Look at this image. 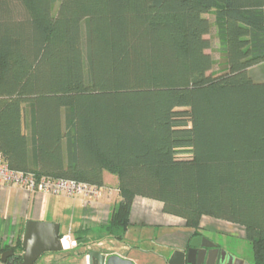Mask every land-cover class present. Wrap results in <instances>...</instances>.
Returning <instances> with one entry per match:
<instances>
[{
	"label": "trees",
	"instance_id": "16d2710c",
	"mask_svg": "<svg viewBox=\"0 0 264 264\" xmlns=\"http://www.w3.org/2000/svg\"><path fill=\"white\" fill-rule=\"evenodd\" d=\"M0 157L38 178L115 175L117 240L142 196L192 236L204 216L241 226L264 264V0H0Z\"/></svg>",
	"mask_w": 264,
	"mask_h": 264
},
{
	"label": "crops",
	"instance_id": "0c3cea01",
	"mask_svg": "<svg viewBox=\"0 0 264 264\" xmlns=\"http://www.w3.org/2000/svg\"><path fill=\"white\" fill-rule=\"evenodd\" d=\"M117 177L103 173V186L117 187ZM119 195L104 193L86 203L82 197L27 192L15 185L0 188V249L22 238L27 220L55 222L59 234L74 241L67 249L44 252L34 264H88L86 253L100 251L133 264H168L174 250H186L192 230L181 217L167 214L158 200L135 196L122 240L106 234L104 226ZM204 229L202 222L200 230ZM76 234L80 239H76ZM22 253V251H21ZM0 264H7L0 260Z\"/></svg>",
	"mask_w": 264,
	"mask_h": 264
},
{
	"label": "water",
	"instance_id": "95a60500",
	"mask_svg": "<svg viewBox=\"0 0 264 264\" xmlns=\"http://www.w3.org/2000/svg\"><path fill=\"white\" fill-rule=\"evenodd\" d=\"M61 237L58 223L27 220L21 238L20 257L17 258L9 248L0 254V260L7 264H34L44 252L61 251ZM217 254L216 244L206 236L198 234L191 237L186 250H174L168 264H248L223 249L220 250L219 261L216 263ZM86 256L88 264H133L129 259L117 255L105 256L96 250L88 251Z\"/></svg>",
	"mask_w": 264,
	"mask_h": 264
},
{
	"label": "built area",
	"instance_id": "2783aa9c",
	"mask_svg": "<svg viewBox=\"0 0 264 264\" xmlns=\"http://www.w3.org/2000/svg\"><path fill=\"white\" fill-rule=\"evenodd\" d=\"M15 185L27 192L49 195H65L68 197H82L86 203L96 201L102 194H110L114 190L107 186L78 182L73 179L52 178L48 176L35 177L33 174L13 170L0 157V188ZM63 249H67L74 241L67 235L61 237Z\"/></svg>",
	"mask_w": 264,
	"mask_h": 264
},
{
	"label": "rangeland",
	"instance_id": "374dc122",
	"mask_svg": "<svg viewBox=\"0 0 264 264\" xmlns=\"http://www.w3.org/2000/svg\"><path fill=\"white\" fill-rule=\"evenodd\" d=\"M204 17L211 23L210 32L205 35L210 42V47L206 52L210 53L215 62L213 68L208 73L212 72L215 74L219 72L218 65L216 64L219 58L217 29L214 24L212 11L204 14ZM252 70L258 72V66L254 67ZM201 222L202 225L206 227L201 229L203 235L218 242L221 248L234 258L243 260L248 264L253 263L252 245L244 238V230L241 226L206 216L202 218Z\"/></svg>",
	"mask_w": 264,
	"mask_h": 264
},
{
	"label": "flooded vegetation",
	"instance_id": "af4514ba",
	"mask_svg": "<svg viewBox=\"0 0 264 264\" xmlns=\"http://www.w3.org/2000/svg\"><path fill=\"white\" fill-rule=\"evenodd\" d=\"M198 234H200V235H203L202 233H201V230L199 231V233ZM203 236H205V235H203ZM208 239H210V240H212L215 244H216V247L218 248V254H217V258H216V263H218V261H219V255H220V250L222 249L221 248V246L219 245V243L218 242H216L215 240H213V239H211L210 237H208V236H206ZM187 248H188V246H187ZM15 256H16V254H15ZM225 262H226V260H225Z\"/></svg>",
	"mask_w": 264,
	"mask_h": 264
}]
</instances>
